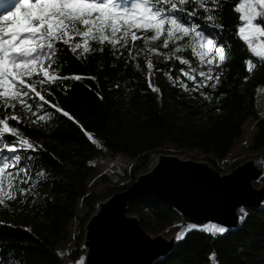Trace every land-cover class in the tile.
<instances>
[{
  "label": "trees",
  "instance_id": "trees-1",
  "mask_svg": "<svg viewBox=\"0 0 264 264\" xmlns=\"http://www.w3.org/2000/svg\"><path fill=\"white\" fill-rule=\"evenodd\" d=\"M241 1L220 0L212 13L218 17L214 23L220 27H209L207 25L212 22L192 17L196 23L204 25L208 38L224 46L228 57L219 67L216 62L211 66L198 67L201 71L211 67L213 76H220L215 88L211 86L216 83L213 79L208 81L207 87L192 91L193 82L181 76V81L187 83L190 90V96L186 98L164 77L169 67L172 72L166 76L173 78L177 69L187 68V65L164 54L171 53L177 44L183 45L188 40L185 37L175 43L170 41L165 49L162 47L165 31L149 45H145L143 39L136 40L135 48L129 38L127 47L116 46L119 51L107 42L100 45L90 41L92 51L82 53L78 50L74 54L67 50V45L58 43L57 48L65 49L59 54L61 68L58 74L70 78L46 84L40 92L73 119L56 112L45 126H34L19 112V103L14 109L9 107L5 110L0 106V119L7 117L8 124L18 132V136L5 135L4 140L9 144L19 138L30 141L38 150L19 155L23 162L44 173L40 179L44 191L42 206L32 207L28 201L15 206L30 216L26 225L0 222V258L4 264L9 260L18 264L77 263L83 255L84 224L97 202L125 187H107L104 193L87 190L91 170L88 161L96 155L112 157L122 153L132 158L134 162L129 166L131 184L137 174L152 166L153 157L166 145L196 151L205 155L209 163L214 162L211 156L223 158L242 135L245 121L254 118L257 121L250 146L255 150L262 148L264 168V118L260 117L257 109L258 88L264 86V64L255 66L254 71H247L246 60L250 50L240 38L239 26L243 21L239 19L240 12L235 10ZM206 3L211 6V0H206ZM182 7L185 11L181 15L185 17L193 10L197 16L208 14L198 7L195 0H189ZM153 34L149 30L140 36ZM100 48L104 50L98 51ZM177 55L191 58L199 66V59L191 50ZM147 57L160 82L158 95L148 84ZM75 75L81 79L71 78ZM196 79L199 81L201 78L197 75ZM117 83L120 85L118 88L115 86ZM31 104L35 111V104ZM170 105L176 110H172ZM13 115L20 121L11 119ZM193 119L204 120L205 123L196 125ZM27 156L34 159H24ZM80 203L82 207L78 210ZM13 205L9 204L8 208ZM127 210L129 214H144L159 226L171 224L179 218L175 209L152 197L134 199ZM244 210L246 215L245 212L241 215L240 224L222 235H214L201 228L187 231L186 224H178L179 233L187 232L185 238L176 241L170 252L151 264H264V206ZM73 222L74 241L64 256L56 246L66 237ZM142 225L156 231L149 222L144 221Z\"/></svg>",
  "mask_w": 264,
  "mask_h": 264
},
{
  "label": "snow or ice",
  "instance_id": "snow-or-ice-1",
  "mask_svg": "<svg viewBox=\"0 0 264 264\" xmlns=\"http://www.w3.org/2000/svg\"><path fill=\"white\" fill-rule=\"evenodd\" d=\"M188 2L189 0H34V2L23 0V4L16 7L15 11L0 18V106L5 110L9 107L14 109L16 103H19L23 109L37 117L32 121L33 123L47 121L51 117L50 112L39 114L44 105L55 108L56 112L73 119L67 111L52 104L37 91V85L43 88L46 84L70 78L58 74L61 68L59 54L65 51L63 47L57 48L58 43L67 45V50L74 54L78 50H82V53L92 51L90 41H96L100 45L107 42L116 49L117 45L127 47L130 38L135 48L136 40L143 39L144 44L149 45L164 35L165 31L166 38L162 45L165 49L168 48L170 41L175 43L188 37L183 45L177 44L171 53L164 54L168 58H175L180 64L187 65L186 69H177L174 78L171 75H168V78L174 79L185 91H189V88L187 83L181 81V76L193 82L192 91L207 87L208 81L213 79L216 83L211 86L215 88L220 82V76L214 77L211 67L207 71L198 70V67L202 68L205 64L211 66L214 62L219 67L228 57L225 55L224 46H218L212 38H208L204 32V25L196 23L192 17L212 22L207 25L209 27H220L214 23L218 17L212 14L219 6L220 0H211V6H208L206 0H195L198 7L208 14L197 16L196 11L193 10L185 17L181 15L185 11L182 6ZM22 8L26 9L23 13ZM235 10L242 13L239 19L243 24L239 26V34L250 50L246 64L247 71L251 72L255 66L264 64V0H243ZM149 30L154 33L150 37L137 35V32ZM77 37L80 39L77 40ZM103 50V48L98 49V51ZM184 50H191L193 56L199 59V66H196L191 58L177 55ZM149 51L157 50L149 49ZM147 66L150 70L149 87L153 91H159L152 82L153 65L149 62ZM171 72L172 68L169 67L166 75ZM197 75L201 78L199 81L196 79ZM34 76L41 78L33 79ZM71 78L79 80L81 76L75 75ZM115 86L118 88L120 85L117 83ZM37 98L42 103L37 104L36 110L33 111V105L29 101H35ZM11 119L20 121L15 115ZM5 135L18 136L14 126L8 124L7 117L0 119V145H3L0 147V205L4 204L5 199H16L14 181L29 184V181L34 179L28 176L27 165L16 153L38 150L23 138L13 140L9 144L4 140ZM17 144L20 146L17 147ZM6 153L13 155L9 156ZM24 159L31 160L34 157L27 156ZM8 169L15 171L10 172ZM21 173L24 179L20 178ZM43 174L41 172L37 176ZM18 191L21 197L28 193L27 188H20ZM240 211L245 212L243 208ZM196 227L189 223L187 231H192ZM202 230L214 235H222L227 231L224 226L213 222H208ZM186 235L187 232L182 231L176 236V240H183ZM0 264H4L2 258ZM7 264H18V262L9 260Z\"/></svg>",
  "mask_w": 264,
  "mask_h": 264
},
{
  "label": "water",
  "instance_id": "water-1",
  "mask_svg": "<svg viewBox=\"0 0 264 264\" xmlns=\"http://www.w3.org/2000/svg\"><path fill=\"white\" fill-rule=\"evenodd\" d=\"M258 152L256 159H247L228 173L207 161L158 153L152 166L131 184L97 202L84 224L82 264H151L175 247L178 234L151 235L136 215L129 214L128 205L136 198L166 203L182 223L196 228L213 222L235 229L242 217L240 208L257 209L264 201V184H252L263 173L262 148Z\"/></svg>",
  "mask_w": 264,
  "mask_h": 264
},
{
  "label": "rangeland",
  "instance_id": "rangeland-1",
  "mask_svg": "<svg viewBox=\"0 0 264 264\" xmlns=\"http://www.w3.org/2000/svg\"><path fill=\"white\" fill-rule=\"evenodd\" d=\"M30 2H34V0H30ZM241 2H243V0ZM0 3H1V1H0ZM22 4H23V0H13L11 2V5L10 4L7 5L5 8H3L0 11V18H2L3 15H8L10 12L15 11L16 7H20ZM238 7H239V5H238ZM24 11H26V9L22 8V13ZM240 14L242 15L241 12H240ZM133 31H136V30L133 29ZM144 33H145L144 31L137 32V35L140 36ZM214 43L217 44V42L215 40H214ZM146 62H147V64L150 62L148 57L146 58ZM254 70H255V67L253 68L252 71H254ZM151 75H152V82L159 89L160 82L158 81V78L155 76L152 69H151ZM164 77L167 80H169L172 85H174L176 88H178L184 94V96L186 98H188L190 96V90L185 91L184 88L181 87L179 83H177L173 80H170L166 75H164ZM147 80H149V75H148ZM40 89H41V86L37 85V91L40 92ZM154 92L158 95V91H154ZM29 103H34L35 107H36L37 104L42 103V102L39 101V99L37 98L35 101L30 100ZM170 108L172 110H176V108L171 106V105H170ZM257 109H258V112L260 114V117L264 118V86H260L258 88ZM19 112L22 115H25L26 117H28L27 121L30 124H32L34 126H40V127L48 124L50 122V119L52 118V116H54L56 114L55 110L50 109L48 107V105H44V108L39 112V114L42 115L46 112H50V113H52L51 117L49 119H47V121H38L36 123H33L32 121L36 120L37 117L32 116V114L30 112L26 111L21 106H20ZM192 121L196 125H202L205 123L204 120H200V119H193ZM256 121L257 120L254 118H248L243 125L242 135L236 140L232 149L223 158L217 159V158H214L211 156L210 158L214 161L213 163H209V161L205 160V158H204L205 155H203V154H200L196 151H187V150L182 149V148L174 147L173 145L164 146L162 148V153L185 155L186 157L193 159V160L207 161L209 163V165H211L214 169H216L220 173H228L234 167H236L238 164H241L243 161H245L247 159H256L258 157V155H259L258 150H255L250 146L251 136L254 132ZM0 147H3V145H0ZM21 152H30V151H21ZM21 152L16 153V154L19 155ZM6 154L9 156L13 155V153H6ZM154 158L155 157H153L152 162H153ZM88 162L91 164V170L88 174V183H87V190L88 191L104 193L107 191V187H112V188L118 189V188H122L125 186L124 188H126L129 184V182L131 181V174H130L129 166H130V164H132L134 162V160L125 154L117 153V154L113 155L112 157H105L103 155H96V156L92 157L91 159H89ZM23 163L25 165H27L28 176L33 177L34 179H31L29 181V184H20L19 181H16V182L14 181L15 190H16V199H14V200L5 199L4 204L0 205V222L13 221L19 225H26V222L30 218V216L27 215V212L20 211L19 209L15 208V206L18 203L23 204V202H27V201L29 202V205L32 207H35V206L41 207L42 206V202H43V198H44V191L41 188V183H40L41 176H37V174L40 172H38L33 167H31V165L28 164L27 162H23ZM262 169H263V173H262L261 177L258 180L252 182L254 187H259L262 184H264V168H263V165H262ZM8 171L14 172L15 169H8ZM20 178L21 179L25 178L23 173H21ZM6 188H7V182L5 184V189ZM20 188H27L28 189L27 195L21 197V195L18 191ZM118 191H120V190H118ZM118 191L116 190L112 193H115ZM11 203L14 205H13V207H11L9 209L8 207H9V204H11ZM262 206H264V201L262 203ZM81 207L82 206L80 203L78 210H80ZM241 209L242 208L239 209V213L241 215H243L244 212H241L240 211ZM133 215H136L140 219L141 225H142V222L146 221V222L150 223L151 227L155 228L156 231H153L152 229L147 228L144 225H142V227L151 235H155L157 233H160L165 237H169L170 235L178 234L179 232H178V229L176 226L178 224L182 223L181 218L179 216V218H177V220L175 222L168 224V225L159 226L157 224L155 225L154 222L149 220L144 214H142V215L141 214H133ZM186 225H188V224H186ZM26 227L28 228L29 225H27ZM204 227L205 226H203V225L199 226V228H201V229H203ZM74 230H75V226H74V222H73V223H71V225L68 228V232L66 234V237L57 243V246H56L57 249L64 256H66L68 254L69 247L74 241V236H73ZM82 261H83V258L80 257L77 260L76 264H82Z\"/></svg>",
  "mask_w": 264,
  "mask_h": 264
},
{
  "label": "bare ground",
  "instance_id": "bare-ground-1",
  "mask_svg": "<svg viewBox=\"0 0 264 264\" xmlns=\"http://www.w3.org/2000/svg\"><path fill=\"white\" fill-rule=\"evenodd\" d=\"M1 1V3H0V11L3 9V8H5L7 5H11V2L13 1V0H0ZM258 163H260L261 164V161H258Z\"/></svg>",
  "mask_w": 264,
  "mask_h": 264
}]
</instances>
